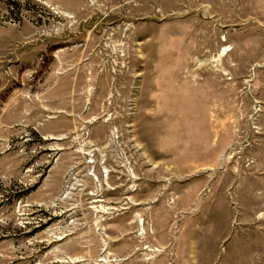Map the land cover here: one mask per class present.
Wrapping results in <instances>:
<instances>
[{
    "label": "rangeland",
    "instance_id": "rangeland-1",
    "mask_svg": "<svg viewBox=\"0 0 264 264\" xmlns=\"http://www.w3.org/2000/svg\"><path fill=\"white\" fill-rule=\"evenodd\" d=\"M0 264H264V0H0Z\"/></svg>",
    "mask_w": 264,
    "mask_h": 264
},
{
    "label": "built area",
    "instance_id": "built-area-1",
    "mask_svg": "<svg viewBox=\"0 0 264 264\" xmlns=\"http://www.w3.org/2000/svg\"><path fill=\"white\" fill-rule=\"evenodd\" d=\"M119 140H120V138H119V135H118V132L115 130V131H112L111 132V143H109L108 144V146L111 148V149H114V148H119V149H121V147H120V145H119ZM97 152V149H93V150H91L90 151V159L92 160V162L93 163H90V164H94V165H96V166H100V164H98L97 165V162L100 160V158H97V156H98V153H96ZM121 152H122V150H121ZM97 159V160H96ZM102 161H103V159H102ZM123 163V162H122ZM123 165V164H122ZM101 166H104V164H101ZM104 173L105 174H108L109 173V171L108 170H105L104 171ZM78 183V182H77Z\"/></svg>",
    "mask_w": 264,
    "mask_h": 264
},
{
    "label": "crops",
    "instance_id": "crops-1",
    "mask_svg": "<svg viewBox=\"0 0 264 264\" xmlns=\"http://www.w3.org/2000/svg\"><path fill=\"white\" fill-rule=\"evenodd\" d=\"M224 38H225L224 36L220 37L221 40H223ZM223 53H226V52L221 51V52L219 53V56L223 55Z\"/></svg>",
    "mask_w": 264,
    "mask_h": 264
},
{
    "label": "bare ground",
    "instance_id": "bare-ground-1",
    "mask_svg": "<svg viewBox=\"0 0 264 264\" xmlns=\"http://www.w3.org/2000/svg\"><path fill=\"white\" fill-rule=\"evenodd\" d=\"M226 51V50H225ZM73 184H76V183H73Z\"/></svg>",
    "mask_w": 264,
    "mask_h": 264
}]
</instances>
